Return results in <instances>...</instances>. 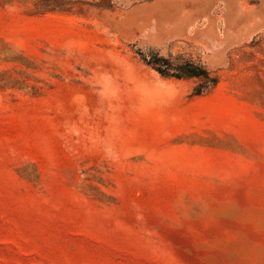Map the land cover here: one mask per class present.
Segmentation results:
<instances>
[{
  "label": "rangeland",
  "instance_id": "rangeland-1",
  "mask_svg": "<svg viewBox=\"0 0 264 264\" xmlns=\"http://www.w3.org/2000/svg\"><path fill=\"white\" fill-rule=\"evenodd\" d=\"M0 264H264V0H0Z\"/></svg>",
  "mask_w": 264,
  "mask_h": 264
},
{
  "label": "trees",
  "instance_id": "trees-1",
  "mask_svg": "<svg viewBox=\"0 0 264 264\" xmlns=\"http://www.w3.org/2000/svg\"><path fill=\"white\" fill-rule=\"evenodd\" d=\"M165 62L168 63V59H165ZM157 70L163 75H174L177 77H209V71L206 67L202 65H196L194 63H187L183 68H180L177 74H170L169 72L161 69V67L157 68ZM212 81L215 83L216 79L213 78Z\"/></svg>",
  "mask_w": 264,
  "mask_h": 264
}]
</instances>
